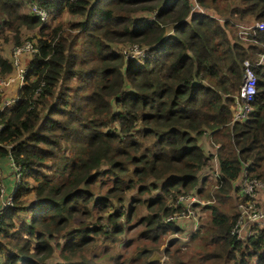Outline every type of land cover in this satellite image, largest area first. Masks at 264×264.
Here are the masks:
<instances>
[{
  "label": "trees",
  "instance_id": "trees-1",
  "mask_svg": "<svg viewBox=\"0 0 264 264\" xmlns=\"http://www.w3.org/2000/svg\"><path fill=\"white\" fill-rule=\"evenodd\" d=\"M32 1L0 0V48L29 37L37 48L18 100L0 111V160L11 157L22 177L1 216L0 264H45L56 248L62 264H99L93 249L119 242L138 203L148 209L139 237L157 244L181 230L163 221L180 210L177 196L203 191L209 216L189 242L169 241L170 264H264V227L231 233L239 176L264 181V27L239 35V25L264 23V0H197L205 13H191L190 0H37L51 24ZM117 41L146 47L145 56L125 58ZM245 60L256 94L234 121ZM12 72L0 50V75ZM213 155L219 172L205 190ZM150 188L154 199L124 205ZM153 249L138 247L124 264H157Z\"/></svg>",
  "mask_w": 264,
  "mask_h": 264
},
{
  "label": "built area",
  "instance_id": "built-area-1",
  "mask_svg": "<svg viewBox=\"0 0 264 264\" xmlns=\"http://www.w3.org/2000/svg\"><path fill=\"white\" fill-rule=\"evenodd\" d=\"M34 14H36L41 21H46L49 14L46 9L32 5ZM205 8L199 5L197 0H190V12L205 13ZM263 22H255L250 27L239 25V35L246 38L251 34L253 28L262 29ZM37 51L34 41L25 40L22 44L14 46L11 53V64L13 73L10 77L0 76V93L4 91V87L16 81L19 87L24 83L26 69L22 66L21 55L29 54L33 56ZM146 47H140L136 43L129 44L128 49L123 50V56L127 59H140L145 56ZM262 58V57H260ZM244 75L240 85L238 97L235 99L233 107V120H245L252 112V101L256 94L257 77L253 70V64L249 60H245ZM17 96L10 97L4 100L2 107H6L17 101ZM2 125L0 124V130ZM11 159V157H10ZM11 172H12V186L7 188L4 175L0 170V220L1 216L7 207L12 205L13 196L19 182L21 180V173L19 166L11 159ZM11 189V190H10ZM235 196L238 198L236 201L237 219L232 226L231 233L238 238H244L247 235L254 233V227H264V181L246 176V172L241 173L238 183L235 185ZM197 195L194 193L180 194L177 196L175 204L180 205L179 211H174L172 214L164 218L163 221L178 220L180 218H196L194 228L198 227V220L196 216Z\"/></svg>",
  "mask_w": 264,
  "mask_h": 264
},
{
  "label": "rangeland",
  "instance_id": "rangeland-1",
  "mask_svg": "<svg viewBox=\"0 0 264 264\" xmlns=\"http://www.w3.org/2000/svg\"><path fill=\"white\" fill-rule=\"evenodd\" d=\"M36 3H38V1L33 0L28 5V9H30L32 5ZM210 12L213 13V11H210ZM62 17L67 18V16L65 15ZM43 23H46V24L53 23L51 20V16ZM22 32L25 37L30 36V34L33 36L34 34V31L28 32L26 30H23ZM25 40H32V39H30L29 37V38H24L22 41H25ZM111 44L113 45L114 48L119 49L122 54H123V50L128 49L129 47V44L127 42H122V41L113 42ZM13 47L14 46L11 44H6L2 48H0L1 53H3L5 56L8 57L9 55H11ZM26 56H29V54H26ZM21 62H22V66L25 65L24 68H27V65H28L27 63L29 62V60L26 62L25 54L22 57ZM7 88H5V90L0 93V106L3 105L4 100H6L7 98L17 96V85L16 84H14L12 87L8 89L10 91H8ZM237 97L238 95L236 96V98ZM198 143L206 153H215L216 146L213 147L210 139L208 140L206 136L199 137ZM215 158L216 157L213 155L211 160L215 161ZM207 173H209L210 175H208V180H206L203 188H205V190H212L214 181L216 180L215 177L213 176L214 175V162L213 161L209 162V165L204 169L200 177L202 178V176H206ZM148 182H159V181L150 179ZM198 185H199V181H198L197 186ZM158 192H159V189H152V188H150V190L146 194L138 193L136 190H133L128 194L127 199L124 201V205L128 207L130 205L131 198H134V197L140 198V199H146V200L154 199L155 195ZM206 195H207V192H204V191L201 194L197 195L198 203L196 205L195 212H196V216L198 220V227L203 225L204 221L209 216V210L204 208V206L210 202L205 199ZM32 197L33 195H30L29 197H27L26 200H29L28 203L33 202ZM232 202L236 206V201L232 200ZM167 203L168 205H170L171 200H168ZM215 203L217 204V202ZM12 204H13V200H12ZM18 214L21 218H28L30 215L27 210L20 211V213ZM146 214H148V209L144 207L142 203H138L137 205H135L133 217L130 220L129 224L127 225L128 229H124L125 232L121 235L120 240L117 244H114L112 242L110 243L107 241L106 242L99 241L97 243L98 247L94 248L93 251L97 249V251L99 252V259H98L99 264H124L125 262H127V258L133 255L134 254L133 252L138 247H142V246H146L148 248H154L153 251H151L150 254L148 255L149 261H154L157 264H170L171 263V259L168 253L165 252V249L168 247L169 241L176 238L178 240L176 242V245L178 246H181L184 243L189 242V238H185V237H187L189 233L192 232V231L189 232L190 228L192 229V227L186 221H181L179 224V221L177 222V220H174L175 224L182 229L175 233L169 232L167 234H164L163 238L161 239L159 243L152 244L150 240L139 237V233L142 229V224L138 223V218ZM165 217H163V220ZM83 219H86L88 222H91L94 220V218L91 216L83 217ZM185 222L187 223L186 225H185ZM58 240H60V237H57L53 242L58 241ZM113 253H114V257L118 256L116 260H113L112 258ZM44 262L45 264H62L64 261L60 258L59 251L56 248L54 249L53 254L48 259H46Z\"/></svg>",
  "mask_w": 264,
  "mask_h": 264
},
{
  "label": "crops",
  "instance_id": "crops-1",
  "mask_svg": "<svg viewBox=\"0 0 264 264\" xmlns=\"http://www.w3.org/2000/svg\"><path fill=\"white\" fill-rule=\"evenodd\" d=\"M24 55H21V59H22V57H23ZM7 57V56H6ZM8 57H10L9 59H11V55H9ZM25 60H26V62L28 61V60H30V57L29 56H26L25 55ZM29 63V62H28ZM27 63V64H28ZM26 64V63H25ZM25 66V65H24ZM13 73V72H12ZM12 73L11 74H9V75H5L6 77H10L11 75H12ZM2 76H4V75H2ZM4 76V77H5ZM14 84H16L17 85V90L19 89V83L18 82H15V81H12L11 83H9L8 85H6L5 87H4V90H5V88H7V90L10 88V87H12ZM8 91H10V90H8ZM7 91V92H8ZM3 109V107L2 106H0V111ZM203 136H206L207 137V139L209 140L210 138H209V136H207V135H202V137ZM211 161H213L214 162V177H215V179H216V176H217V174H218V172H219V167H218V163H217V159L215 158V161L214 160H211ZM11 159H10V157H5L4 159H2V160H0V170L2 171V173H3V175H4V181H5V184H6V187L9 189V188H11V186H12V172H11ZM240 177V176H239ZM238 180H239V178H238ZM238 180H237V182H236V184L238 183ZM235 184V185H236ZM233 194H234V196H235V192H234V190H233ZM196 219V218H195ZM195 219L194 218H180V219H178L177 220V222L179 221V224H180V222L181 221H186L188 224H190V226L192 227V229L190 228V230H189V232H191V233H189V235L187 236V237H185V238H188L193 232H194V230H196L195 228H194V225H195ZM185 222V225L187 224ZM185 227V226H184ZM184 227H183V229H184ZM182 229V228H181Z\"/></svg>",
  "mask_w": 264,
  "mask_h": 264
},
{
  "label": "clouds",
  "instance_id": "clouds-1",
  "mask_svg": "<svg viewBox=\"0 0 264 264\" xmlns=\"http://www.w3.org/2000/svg\"><path fill=\"white\" fill-rule=\"evenodd\" d=\"M21 86H22V85H21ZM21 86H20V87H21ZM20 87H19V88H20ZM17 98H18V97H17ZM17 100H18V99H17ZM194 231H195V230H194Z\"/></svg>",
  "mask_w": 264,
  "mask_h": 264
}]
</instances>
